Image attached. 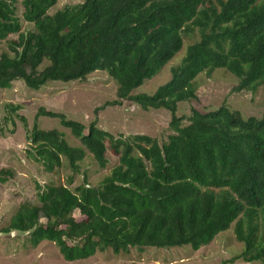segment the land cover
Returning a JSON list of instances; mask_svg holds the SVG:
<instances>
[{"label": "trees", "instance_id": "trees-1", "mask_svg": "<svg viewBox=\"0 0 264 264\" xmlns=\"http://www.w3.org/2000/svg\"><path fill=\"white\" fill-rule=\"evenodd\" d=\"M16 2L0 0V39L9 46L0 55V88L23 80L40 89L104 70L118 84V98L108 105L131 100L144 109H168L172 133L163 142L147 134L129 139L97 120L87 126L40 107L37 117L59 118L79 138L82 146H74L64 131L37 122L29 129L22 117L28 154L47 171L61 167L64 158L79 171L86 149L105 168L110 148L118 164L99 185L87 178L75 190L39 184L38 203L20 204L2 231L27 234L33 245L53 241L74 261L107 249L127 253L133 247L189 244L198 250L235 223L244 248L218 264L240 258L264 262V112L245 116L226 104L193 108L187 124L177 114L180 102L198 98L202 72L226 68L238 77L239 92L264 85V0H84L52 14L58 0H23V16L34 25L27 31ZM195 31L199 39L171 68V78L153 93H133L174 58L184 35ZM13 34L18 37L9 39ZM11 174L2 169L0 182Z\"/></svg>", "mask_w": 264, "mask_h": 264}, {"label": "rangeland", "instance_id": "rangeland-1", "mask_svg": "<svg viewBox=\"0 0 264 264\" xmlns=\"http://www.w3.org/2000/svg\"><path fill=\"white\" fill-rule=\"evenodd\" d=\"M22 1L16 2L17 15L24 30H33V23L25 20L23 16ZM83 1L58 0L49 13ZM17 37L18 34H13L9 39ZM198 39L197 31L185 34L183 47L174 58L155 76L134 89L133 93H153L167 82L171 78V68L181 62L188 45ZM8 50V40L0 39V55ZM47 62L45 61L42 67ZM197 83L198 98L179 103L177 114L185 117L184 124L189 123L188 118L193 108L207 111L226 104L232 109L240 110L245 116H261L264 112V85L256 91H235L238 77L226 68H216L210 74L206 71L200 73ZM117 91L116 80L104 70L90 73L85 80L50 81L40 89L28 87L23 80H16L11 88H0V171L12 170L7 180L0 182V264H218L242 252L244 243L236 237L235 223L198 250L189 244L169 248L145 247L143 250L133 247L127 253H115L112 249H107L87 259L74 261L66 260L53 241L44 240L38 245H33L27 234L2 231L9 225L20 204L25 201L38 203L39 184H65L75 190L87 178L92 185H99L118 164V156L110 148L107 151L109 162L105 168H102L86 149L87 155L80 162L79 171L74 172L66 158L61 167L55 171H47L40 162L28 154L30 141L22 117L27 119L29 129L37 122L41 128H57L64 131L65 138L74 146H82L79 138L75 137L69 128L63 126L59 118L45 115L37 117L40 107L65 113L69 118L82 121L87 126L91 121L97 120L101 128L116 136L131 139L136 134H147L161 142L168 138L172 133L170 110L153 107L144 109L131 100L108 105L109 101L118 98ZM8 104L19 105L20 108L12 111ZM76 215H80L78 211ZM229 264L264 262L240 258Z\"/></svg>", "mask_w": 264, "mask_h": 264}, {"label": "water", "instance_id": "water-1", "mask_svg": "<svg viewBox=\"0 0 264 264\" xmlns=\"http://www.w3.org/2000/svg\"><path fill=\"white\" fill-rule=\"evenodd\" d=\"M90 185V184H89Z\"/></svg>", "mask_w": 264, "mask_h": 264}]
</instances>
